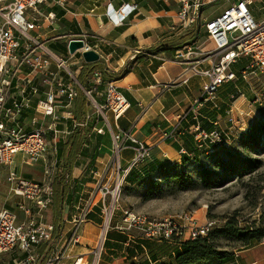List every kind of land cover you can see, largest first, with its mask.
Wrapping results in <instances>:
<instances>
[{
	"label": "built area",
	"instance_id": "obj_1",
	"mask_svg": "<svg viewBox=\"0 0 264 264\" xmlns=\"http://www.w3.org/2000/svg\"><path fill=\"white\" fill-rule=\"evenodd\" d=\"M175 1L179 4L180 22L193 28L199 21L205 0ZM51 2L58 4L61 0H0V174L3 168L9 167L7 181L10 189L22 200L16 201L15 206L26 214L30 213L31 207L24 202L33 203L39 210L53 204L54 182L52 179L36 181L20 175L11 167L15 156L21 153L24 163L35 164L52 154L57 163L60 141L70 134L69 129L63 127L68 121L72 120L74 127L88 126L94 121V130L103 134L110 127L106 111H111L117 119L130 107L128 97L114 80L106 79L102 71L95 72L88 85L80 82V65L73 69L69 60L80 55L83 61L82 52L93 49L86 42V35L66 37L67 45L72 39L85 41L84 47L71 54L70 58L49 47V41L40 35L39 29L42 21L52 24L55 20L53 11L46 14L41 11L42 6ZM250 3V0H237L204 22V33L212 48H199L192 43L174 55V59L184 67L173 82L187 84L193 75L205 78L200 98L195 100L183 118L192 115L194 123L189 130L198 149L206 154L215 152L217 148H228L231 132L220 128L205 129L200 120V108L210 102L215 109H220L216 102L219 88L240 78L231 68L238 58H249V63L241 71L243 79L264 71V20L255 19ZM137 7L136 3H123L118 9L108 5L107 15L115 24H121ZM36 30V34L32 33ZM61 37L54 36L53 39ZM197 54L209 60L208 66L201 64L203 59H194ZM98 86H104L103 93ZM79 89L86 96L87 108L85 120L81 123L75 120ZM102 94L104 101L99 103L98 96ZM100 121L102 124L98 126ZM48 134L51 138L47 137ZM164 137L175 140V129L164 132ZM129 141L135 144V152L124 165L120 152ZM152 157V148L133 137L130 131L112 132V158L102 172H92L96 176L95 191L85 203L84 212L75 218L70 238L63 247H54L50 255L40 253L38 247L42 242L53 240V222L19 223L15 209L0 207V260L16 248L22 256L13 257L5 264H58L60 259L68 257V248L79 244L77 231L84 220L85 210L98 205L104 215V234L98 240L103 245L105 234L119 208L118 193L129 172ZM215 223L213 219L198 223L192 211L155 218L121 208L120 219L113 226L120 231L136 230L145 237L172 242L180 248L185 240L208 236ZM98 259L99 254L86 264H97ZM73 264H84L83 258L79 257Z\"/></svg>",
	"mask_w": 264,
	"mask_h": 264
},
{
	"label": "crops",
	"instance_id": "obj_2",
	"mask_svg": "<svg viewBox=\"0 0 264 264\" xmlns=\"http://www.w3.org/2000/svg\"><path fill=\"white\" fill-rule=\"evenodd\" d=\"M212 1L214 0H205V3ZM235 1L237 0H228L227 6ZM250 2L255 19L264 20V0ZM123 3H136L138 7L126 16L121 24H115L107 15V7L110 5L118 9ZM51 4V8H48L49 3L42 6L45 14L48 11L56 14L52 24L44 21L49 29L44 32L49 47L56 51L57 46H66L63 54L68 55L66 39L63 44L57 45L52 42L54 36L86 35V42L100 58L94 63H86L79 55V61L84 63L79 67V78L90 64H94L95 69L87 76V85L97 71L107 70L117 74L122 69H127V72L115 76L112 80L128 97L130 107L117 119L111 111H106L105 116L110 127H107L103 134L94 130V121L89 123L91 131L72 168L62 202L60 226L53 236L55 244L42 242L38 247V251L45 255H50L54 247H63L70 238L75 218L84 212L85 203L95 191L96 176H93L92 172L97 170L100 173L112 158V132L130 131L133 137L152 148V159L133 170L142 176L144 171L153 166L181 163L182 155L191 160L203 153L198 149L194 135L189 130L194 123L192 115L188 118L183 116L195 100L200 98L205 78L193 75L187 84L173 82L181 75L184 67L183 63L174 59V55L192 43L205 49L211 45L207 43L208 46H204L206 34L201 37L193 28L182 25L179 4L175 0H61L58 4ZM61 31L70 34H60ZM194 59H203L201 64L205 67L209 64L208 59L198 54ZM77 62L73 63L75 69L78 68ZM227 84L217 92L216 102L220 109H215L210 102L200 108V120L205 129H221L224 126L230 131L234 128L236 116L244 118L242 112L252 113L251 103L256 101L254 90L245 89L244 84L240 87L236 83L229 89ZM98 90L103 93L104 86H98ZM98 101H104L103 94L98 96ZM101 123L102 121L98 126ZM252 124L253 122H249L248 126ZM63 127H67L71 134L74 122L70 120ZM170 129H175V140H167L164 137V132ZM66 138L60 141L59 148ZM134 148L135 144L129 141L127 147L120 152L124 165L133 157ZM125 182L135 184L128 182V178ZM56 200L55 196L54 202ZM119 219L120 215L113 218L112 225L105 234V246L100 252L97 264H121L131 261L160 264L174 261L178 246L172 242L145 237L136 231L116 230L113 225ZM51 222L54 223V220ZM103 226L104 216L99 205L87 208L77 231L79 244L68 248V257L60 259L58 264H73L79 257L83 258L84 264L91 261V252L102 234ZM50 244L52 248L48 252ZM238 257L235 254V259L228 264H240ZM260 263L261 259H255L241 264Z\"/></svg>",
	"mask_w": 264,
	"mask_h": 264
},
{
	"label": "rangeland",
	"instance_id": "obj_3",
	"mask_svg": "<svg viewBox=\"0 0 264 264\" xmlns=\"http://www.w3.org/2000/svg\"><path fill=\"white\" fill-rule=\"evenodd\" d=\"M227 1L214 0L204 4L199 21L193 26V29L201 37L205 36L204 22L225 9ZM49 4L48 8H51L53 4ZM41 11L44 12V10ZM48 30L42 21L39 32L43 38L44 32ZM36 32L37 30L32 33L35 34ZM63 32L67 33L61 31L60 34ZM65 39L66 37H61L53 39L52 42L60 45L64 43ZM204 43V46H208L207 43L210 41L205 40ZM207 48H212V44ZM65 49L66 46L55 48L57 52L61 53H65ZM67 54L70 58L71 53H69L68 47ZM78 58L79 55H76L69 60L73 69H75L74 62L78 61V65L84 64ZM247 63L248 58L240 57L236 63L232 64L231 68L240 78L226 86L231 89L235 83L240 87L244 84L245 89L254 90L256 101L251 103L253 105L251 107L252 113L242 112L244 118L236 116L234 128L230 130V146L227 149H219L215 154L199 153L197 157L191 160L178 163L177 166L170 165L161 173L155 174L149 179L142 178L136 184L124 182L118 193L119 208L115 211V216H121V208L142 212L155 218L170 216L182 211H192L200 224L206 220H215L214 229L232 222L234 226L241 229V234L256 228L264 231V133L257 135L256 145L252 144V137L246 134L252 131L251 125L248 126L249 122H253L252 125L264 124V71L243 79L241 71ZM89 75L91 74L87 73L85 69L79 78L80 82L86 84V78ZM222 127L221 129L224 131H229L224 126ZM47 137L51 138V134H48ZM225 163L231 164V166L223 167L222 164ZM235 165L237 167L234 168ZM58 166L52 154L48 155L44 161L26 164L22 161L21 153L15 156V161L11 165L22 176L36 181L52 179L53 182H56L57 179ZM8 169L9 167L3 168L0 174V207L15 209L19 223L29 224L56 220L59 212V198L54 204L41 210L36 208L33 203L24 202L25 205L31 207L29 214L15 206L16 201L22 200L15 196L10 189V184L7 181ZM176 174L189 175L194 180V184L187 188L186 184H181L179 179L175 177ZM99 198L100 194L97 199ZM48 242L55 244V240ZM211 243L219 250H227L237 254L240 264L255 259H261L260 264H264V238L260 243L252 242L249 245L242 239L219 236L214 238ZM51 244L48 252L52 248ZM104 246L102 241H97L93 247L95 251L91 253L92 259H95L97 254L100 256ZM16 256H22V253L15 248L2 256L0 264H5L6 261ZM207 264L226 263L211 262Z\"/></svg>",
	"mask_w": 264,
	"mask_h": 264
},
{
	"label": "trees",
	"instance_id": "obj_4",
	"mask_svg": "<svg viewBox=\"0 0 264 264\" xmlns=\"http://www.w3.org/2000/svg\"><path fill=\"white\" fill-rule=\"evenodd\" d=\"M195 32V29L193 30ZM94 64H90L87 73H90L95 68ZM103 75L107 77L106 79H114L117 75H122L127 72V69H122L119 73L113 74L108 72L107 70H103ZM87 114L86 108V96L84 92L79 89L77 102H76V111H75V120L78 123H81L85 120ZM264 124H256L251 125L252 131L246 133L252 137V144H257V135L259 133H264L263 130ZM91 131V127L77 125L73 128L71 134L66 138L65 142L63 143L62 147L57 150L56 157L57 163L59 167V172L57 175L56 182L53 183L55 196L59 198V212L57 213L56 220H54V234L57 233L59 229V220L61 217V208L62 202L65 197L66 189L68 187V181L71 178L72 168L75 164L77 157L80 154V150L82 145L87 139L88 134ZM219 149H227V148H217L215 152L211 154L217 153ZM205 153V152H204ZM209 155V154H208ZM189 160L187 156L182 155V162ZM170 165L177 164H162L158 166H153L149 170L144 171V176H142L139 172L138 174L133 171L132 169L129 172L128 182L137 183L142 178L149 179L155 174L161 173L165 168L169 167ZM223 167H230L231 164H222ZM234 168L237 165L233 166ZM176 178L179 179L181 184H186L187 188L191 187L194 184V180L187 174H176ZM139 180V181H138ZM59 195V197H58ZM149 197V196H148ZM214 229V228H213ZM211 230L208 236L201 237L196 240H185L182 242L180 248H178L175 252L174 261L171 263L162 262L160 264H202V263H211V262H219V263H230L234 260L235 254L233 252H229L227 250H219L217 249L211 242L214 238L219 236L229 237V238H238L245 241L246 244L251 245L252 242L260 243L264 238V231L256 228L250 229L241 234V229L237 228L233 225L232 222L228 224ZM121 264H141L135 261L131 262H123Z\"/></svg>",
	"mask_w": 264,
	"mask_h": 264
},
{
	"label": "water",
	"instance_id": "obj_5",
	"mask_svg": "<svg viewBox=\"0 0 264 264\" xmlns=\"http://www.w3.org/2000/svg\"><path fill=\"white\" fill-rule=\"evenodd\" d=\"M85 41L83 39H72L68 44V51L74 54L77 50L83 48ZM83 60L86 63H94L99 60L100 55L94 49L84 50L82 52Z\"/></svg>",
	"mask_w": 264,
	"mask_h": 264
},
{
	"label": "bare ground",
	"instance_id": "obj_6",
	"mask_svg": "<svg viewBox=\"0 0 264 264\" xmlns=\"http://www.w3.org/2000/svg\"><path fill=\"white\" fill-rule=\"evenodd\" d=\"M108 219H109V217H107V220H106V225H107V223H108ZM103 234H104V231H103V233H102V237H103ZM98 255V254H97Z\"/></svg>",
	"mask_w": 264,
	"mask_h": 264
}]
</instances>
